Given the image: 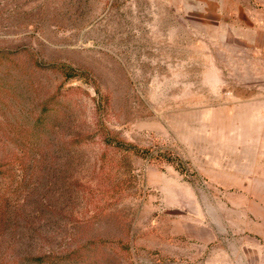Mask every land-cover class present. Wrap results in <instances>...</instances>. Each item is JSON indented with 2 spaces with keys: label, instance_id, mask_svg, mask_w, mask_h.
Listing matches in <instances>:
<instances>
[{
  "label": "rangeland",
  "instance_id": "rangeland-1",
  "mask_svg": "<svg viewBox=\"0 0 264 264\" xmlns=\"http://www.w3.org/2000/svg\"><path fill=\"white\" fill-rule=\"evenodd\" d=\"M259 8L0 0V264H255Z\"/></svg>",
  "mask_w": 264,
  "mask_h": 264
},
{
  "label": "crops",
  "instance_id": "crops-1",
  "mask_svg": "<svg viewBox=\"0 0 264 264\" xmlns=\"http://www.w3.org/2000/svg\"><path fill=\"white\" fill-rule=\"evenodd\" d=\"M259 1L261 8L254 11L260 13V19L264 22V0ZM262 28L264 29V24ZM250 40L249 42H253L252 39ZM256 116L259 133L258 145L249 146L248 153H257L258 156L248 158L249 167L243 171L241 183L235 185L234 191L239 195L238 200L256 203L249 210L251 224L249 223L248 232L262 241L258 248V259L255 264H264V112Z\"/></svg>",
  "mask_w": 264,
  "mask_h": 264
}]
</instances>
